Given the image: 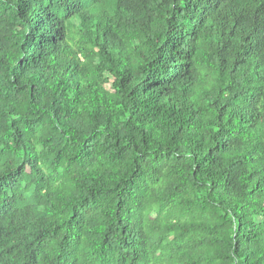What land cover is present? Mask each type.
<instances>
[{
    "label": "trees",
    "instance_id": "trees-1",
    "mask_svg": "<svg viewBox=\"0 0 264 264\" xmlns=\"http://www.w3.org/2000/svg\"><path fill=\"white\" fill-rule=\"evenodd\" d=\"M0 264H264V0H0Z\"/></svg>",
    "mask_w": 264,
    "mask_h": 264
}]
</instances>
